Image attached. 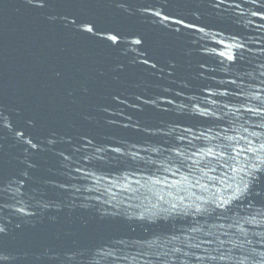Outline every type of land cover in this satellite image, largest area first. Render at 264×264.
<instances>
[{
  "label": "water",
  "instance_id": "water-1",
  "mask_svg": "<svg viewBox=\"0 0 264 264\" xmlns=\"http://www.w3.org/2000/svg\"><path fill=\"white\" fill-rule=\"evenodd\" d=\"M0 264H264V0H0Z\"/></svg>",
  "mask_w": 264,
  "mask_h": 264
}]
</instances>
